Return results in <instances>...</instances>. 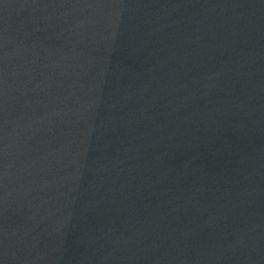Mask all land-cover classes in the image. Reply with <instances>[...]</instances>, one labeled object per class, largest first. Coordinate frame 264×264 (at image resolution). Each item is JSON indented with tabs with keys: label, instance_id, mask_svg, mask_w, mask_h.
Instances as JSON below:
<instances>
[{
	"label": "water",
	"instance_id": "1",
	"mask_svg": "<svg viewBox=\"0 0 264 264\" xmlns=\"http://www.w3.org/2000/svg\"><path fill=\"white\" fill-rule=\"evenodd\" d=\"M0 264H264V0H0Z\"/></svg>",
	"mask_w": 264,
	"mask_h": 264
}]
</instances>
